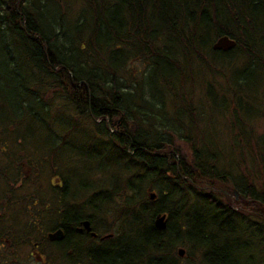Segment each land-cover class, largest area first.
Instances as JSON below:
<instances>
[{
  "label": "trees",
  "instance_id": "trees-1",
  "mask_svg": "<svg viewBox=\"0 0 264 264\" xmlns=\"http://www.w3.org/2000/svg\"><path fill=\"white\" fill-rule=\"evenodd\" d=\"M0 264H264V0H0Z\"/></svg>",
  "mask_w": 264,
  "mask_h": 264
},
{
  "label": "water",
  "instance_id": "water-1",
  "mask_svg": "<svg viewBox=\"0 0 264 264\" xmlns=\"http://www.w3.org/2000/svg\"><path fill=\"white\" fill-rule=\"evenodd\" d=\"M235 46V42L230 39L227 36H222L220 38H218L217 40L214 41V43L212 44V49L213 50H230ZM235 195L237 196V193L235 192ZM155 194L151 193L150 194V199H154ZM81 228L79 230H85L86 233H89L90 236L92 237H96V233L92 232V228L90 226V223L88 220H85L81 223ZM155 225L157 226V228L163 230L166 226L165 223V215H159L156 217L155 219ZM110 236V235H109ZM107 236H105L104 238H106ZM46 238L49 242H54V241H61L64 238V232L62 229L58 228L55 229L53 231H50L46 234ZM177 253L180 257H182L184 255V249L179 248L177 250Z\"/></svg>",
  "mask_w": 264,
  "mask_h": 264
},
{
  "label": "rangeland",
  "instance_id": "rangeland-1",
  "mask_svg": "<svg viewBox=\"0 0 264 264\" xmlns=\"http://www.w3.org/2000/svg\"><path fill=\"white\" fill-rule=\"evenodd\" d=\"M73 5L75 4V2H73L72 3ZM74 8H72V10H73ZM76 13V11H74V14ZM73 16H71V18H72ZM260 130V129H259ZM82 136V135H81ZM237 198V197H236ZM100 234V236H104V235H107V233H99ZM113 237V236H112ZM111 237V238H112ZM98 244L100 243V242H97ZM26 250V249H25ZM20 255H21V257H24V253H20ZM35 257V256H34Z\"/></svg>",
  "mask_w": 264,
  "mask_h": 264
},
{
  "label": "flooded vegetation",
  "instance_id": "flooded-vegetation-1",
  "mask_svg": "<svg viewBox=\"0 0 264 264\" xmlns=\"http://www.w3.org/2000/svg\"><path fill=\"white\" fill-rule=\"evenodd\" d=\"M92 237V236H91ZM95 241H104L105 239H107V238H104V239H102L101 238V236H99V235H97L96 237H92ZM109 238H111V237H109Z\"/></svg>",
  "mask_w": 264,
  "mask_h": 264
},
{
  "label": "bare ground",
  "instance_id": "bare-ground-1",
  "mask_svg": "<svg viewBox=\"0 0 264 264\" xmlns=\"http://www.w3.org/2000/svg\"><path fill=\"white\" fill-rule=\"evenodd\" d=\"M235 194V193H234ZM235 197H236V195H235Z\"/></svg>",
  "mask_w": 264,
  "mask_h": 264
}]
</instances>
